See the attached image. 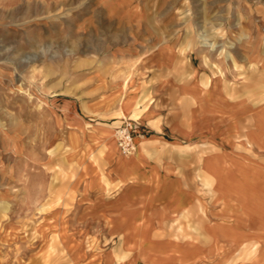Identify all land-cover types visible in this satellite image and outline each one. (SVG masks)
Instances as JSON below:
<instances>
[{
  "label": "rangeland",
  "instance_id": "obj_1",
  "mask_svg": "<svg viewBox=\"0 0 264 264\" xmlns=\"http://www.w3.org/2000/svg\"><path fill=\"white\" fill-rule=\"evenodd\" d=\"M260 31L264 0H0V264H264L263 242L227 251L184 216L125 240L89 174L138 123L98 105L129 59L173 40L226 62Z\"/></svg>",
  "mask_w": 264,
  "mask_h": 264
},
{
  "label": "crops",
  "instance_id": "obj_2",
  "mask_svg": "<svg viewBox=\"0 0 264 264\" xmlns=\"http://www.w3.org/2000/svg\"><path fill=\"white\" fill-rule=\"evenodd\" d=\"M183 46L156 40L111 78L99 107L136 116L140 132L132 154L103 149L90 189L102 181L104 212L128 241L144 219L154 237L184 216L227 251L264 243V32L237 40L226 62Z\"/></svg>",
  "mask_w": 264,
  "mask_h": 264
},
{
  "label": "built area",
  "instance_id": "obj_3",
  "mask_svg": "<svg viewBox=\"0 0 264 264\" xmlns=\"http://www.w3.org/2000/svg\"><path fill=\"white\" fill-rule=\"evenodd\" d=\"M139 132L140 124L131 119H124L117 127L118 145L123 154L128 155L135 150V134Z\"/></svg>",
  "mask_w": 264,
  "mask_h": 264
},
{
  "label": "bare ground",
  "instance_id": "obj_4",
  "mask_svg": "<svg viewBox=\"0 0 264 264\" xmlns=\"http://www.w3.org/2000/svg\"><path fill=\"white\" fill-rule=\"evenodd\" d=\"M49 51H50V47H49V46L45 47V49H44V53L46 54V53H48ZM57 51H58V50H57ZM57 51L53 52L52 54H53V55H56V54H57ZM46 55H49V54H46ZM110 137H111V136H110ZM117 144H118V140H117ZM118 146H119V145H118ZM125 155H126V154H125ZM134 224H135V223H134ZM136 227H137V226H136ZM139 228H140V227H139ZM143 230H144V229H143ZM135 231H136V229H135ZM151 231H152V229H151ZM143 233H144V232H143ZM144 234H145V233H144ZM148 235H149V234H148ZM141 236H142V235H141ZM216 236H217V235H216ZM149 237H150V236H149ZM226 239H227V238H226ZM229 241H230V239H229ZM167 242H170V241H167ZM162 243H163V242H162ZM167 244H168V243H167ZM170 244H171V243H170ZM172 244H174V243H172ZM175 244H176V243H175ZM150 246H151V245H150ZM164 246H165V245H164ZM164 246H163V247H164ZM177 246H178V244H177ZM143 248H144V247H143ZM186 248H187V247H186ZM179 249H180V248H179ZM179 249H178V250H179ZM182 249H183V248H182ZM191 249H192V248H191ZM148 250H149V249H148ZM168 250H169V249H168ZM171 250H172V249H171ZM173 250H175V249H173ZM176 250H177V249H176ZM178 250H177V251H178ZM184 250H185V249H184ZM142 251H143V250H142ZM177 251H176V253H177ZM182 251H183V250H182ZM182 251H181V252H182ZM187 251H188V250H187ZM146 252H147V251H146ZM179 252H180V250H179ZM183 252H184V251H183ZM189 253H190V252H189ZM189 253H187V254L189 255ZM166 254H167V253H166ZM164 255H165V254H163L162 256H164ZM192 255H193V254H192ZM192 255H191V256H192ZM146 256H147V255H146ZM148 256H149V255H148ZM158 256H160V255H157V257H158ZM176 256H177V255H176ZM184 256H185V255H184ZM194 256H195V255H194ZM196 256H197V255H196ZM196 256H195V257H196ZM154 257H155V256H154ZM177 257H178V256H177ZM186 257H187V255L185 256V258H186ZM158 258H159V257H158ZM175 258H176V257H175ZM180 258H181V256H180ZM183 258H184V257H183ZM185 258H184V259H185ZM152 259H153V258H152ZM181 259H182V258H181ZM184 259H183V260H184ZM159 260H160V259H159ZM167 260H168V259H167ZM172 260H173V259H172ZM159 262H160V261H159Z\"/></svg>",
  "mask_w": 264,
  "mask_h": 264
}]
</instances>
